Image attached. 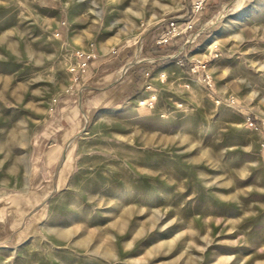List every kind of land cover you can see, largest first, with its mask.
Returning <instances> with one entry per match:
<instances>
[{
  "label": "rangeland",
  "instance_id": "374dc122",
  "mask_svg": "<svg viewBox=\"0 0 264 264\" xmlns=\"http://www.w3.org/2000/svg\"><path fill=\"white\" fill-rule=\"evenodd\" d=\"M63 1L80 2L81 16L97 21L85 46L22 23L7 40L17 64L31 68V108H16L32 124L73 81L83 50L140 44L141 32L188 0ZM209 7L192 29L205 36L182 45L187 31L155 53L151 106L126 101L94 115L68 189L29 228L42 213L32 216L24 244L0 248V264H264V0ZM6 30L0 24L1 36ZM170 44L185 49L170 53ZM37 200L15 201L18 214Z\"/></svg>",
  "mask_w": 264,
  "mask_h": 264
},
{
  "label": "crops",
  "instance_id": "0c3cea01",
  "mask_svg": "<svg viewBox=\"0 0 264 264\" xmlns=\"http://www.w3.org/2000/svg\"><path fill=\"white\" fill-rule=\"evenodd\" d=\"M2 1L4 5H1L0 0V24L7 25V30L2 36L0 33V42L2 40L5 44L3 49L0 48V203L43 188L45 195L58 160L63 157L62 184L45 206V219L49 202L68 189L77 169L80 135L74 138L82 130H87L94 115L126 101L140 103L155 93V53L165 52L155 51V33L163 26L165 28V25L160 22L156 30L155 26L146 28L141 32L144 37L138 40L140 44L126 40L113 52L101 45L97 52L83 50L72 62L74 67L84 62V71L80 68L74 70L77 75L73 81L53 98L50 109L32 124L31 113L16 108L17 105L31 108V68L16 62V46L14 42L7 43V40L15 39L14 36L10 37L11 27L15 30V25L22 23L38 26L41 31H45L50 26L57 32L58 39L67 40L74 47H82L95 37L97 21L81 16L80 2ZM194 1H186L181 11ZM224 1L208 0L204 10L193 15L194 25L207 21L205 17L211 12L209 5L223 4ZM14 30L11 31L13 34ZM197 36H205V33L200 32ZM186 39L187 35L182 45L186 44ZM172 44L168 45L170 49ZM174 48L170 53H176L179 46L177 50ZM22 73H27L28 77L17 80V76ZM145 84H151V90L145 89Z\"/></svg>",
  "mask_w": 264,
  "mask_h": 264
},
{
  "label": "water",
  "instance_id": "95a60500",
  "mask_svg": "<svg viewBox=\"0 0 264 264\" xmlns=\"http://www.w3.org/2000/svg\"><path fill=\"white\" fill-rule=\"evenodd\" d=\"M143 37L144 34L141 35L139 40L141 41ZM84 131L85 130H82L81 132L83 133ZM80 134H78L74 139H76ZM63 176L64 158L60 157L56 168L53 171L52 180L49 183L50 188L42 198L31 204L24 213L18 214L14 202L26 199L32 192L22 197L5 200L0 203V248L14 249L27 241L30 237L28 225L31 223L32 216L39 211L42 213V218L33 222L29 228L37 226L42 221L45 206L51 197L59 191L61 187L60 182ZM17 215L18 220H16Z\"/></svg>",
  "mask_w": 264,
  "mask_h": 264
},
{
  "label": "built area",
  "instance_id": "2783aa9c",
  "mask_svg": "<svg viewBox=\"0 0 264 264\" xmlns=\"http://www.w3.org/2000/svg\"><path fill=\"white\" fill-rule=\"evenodd\" d=\"M207 1L208 0H195L191 6L186 7L184 11L181 12L180 14L163 18L161 24L165 25V29L163 31L162 36L156 39L155 43L164 44V45L168 44L173 38L181 34H184L187 31L189 32L187 33L186 44L193 42L197 38V34L194 33V31L192 30L193 27L195 26L193 22V15L204 10ZM182 49L184 51L185 48H180V52H182ZM183 56H185V54H183ZM200 67H201L200 64L194 63L192 70L195 71L196 69V71H198ZM76 68H80L82 71H84L85 63L81 62L78 65V67H72L71 71H74ZM147 75L148 73H146V76ZM204 79H207L208 85L211 86V82L208 76H206V78ZM151 87H152L151 84L144 85V88L148 90H151ZM154 101H155V93H151L149 98L146 100V103L149 106H151ZM143 103H145V100L140 101L139 104H143ZM247 123L250 126L253 125V122L250 121L249 119H247ZM261 150L264 151V140H262L261 142Z\"/></svg>",
  "mask_w": 264,
  "mask_h": 264
},
{
  "label": "trees",
  "instance_id": "16d2710c",
  "mask_svg": "<svg viewBox=\"0 0 264 264\" xmlns=\"http://www.w3.org/2000/svg\"><path fill=\"white\" fill-rule=\"evenodd\" d=\"M163 48H165V45H164V44H156V45H155V51H161ZM174 50H177V48H174ZM179 56H181V55L179 54L177 57H179ZM173 59L175 60L176 57L172 58V60H173ZM180 59L182 60L183 66L186 67L187 64H188L187 59H186L184 56H181ZM167 60H169V59H164V60H159V61H167ZM172 60H171V61H172ZM157 62H158V61H157ZM157 62H155V63H157Z\"/></svg>",
  "mask_w": 264,
  "mask_h": 264
},
{
  "label": "bare ground",
  "instance_id": "6f19581e",
  "mask_svg": "<svg viewBox=\"0 0 264 264\" xmlns=\"http://www.w3.org/2000/svg\"><path fill=\"white\" fill-rule=\"evenodd\" d=\"M43 196H44V194H43ZM42 195H40L38 198L36 197V199H40V198H42L43 197ZM32 200V199H34L33 197L32 198H29V197H27L26 199H24V200H22V201H26V200Z\"/></svg>",
  "mask_w": 264,
  "mask_h": 264
}]
</instances>
